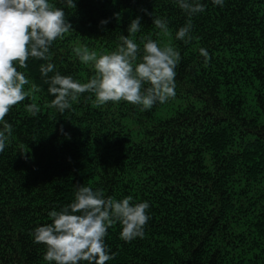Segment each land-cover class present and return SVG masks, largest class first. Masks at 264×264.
<instances>
[{
  "label": "trees",
  "instance_id": "trees-1",
  "mask_svg": "<svg viewBox=\"0 0 264 264\" xmlns=\"http://www.w3.org/2000/svg\"><path fill=\"white\" fill-rule=\"evenodd\" d=\"M51 2L73 29L50 47L61 75L86 82L94 72L73 47L114 51L139 17L138 43L150 37L180 52L176 95L142 110L123 101L95 107L84 93L60 114L46 107L54 97L39 68L48 61L18 68L42 89L41 112H26L28 98L5 118L13 133L0 153V264H49L34 229L81 185L150 205L142 237L125 242L119 223L108 229L106 264H264V0H198L205 11L191 17L188 43L175 38L189 19L177 0Z\"/></svg>",
  "mask_w": 264,
  "mask_h": 264
},
{
  "label": "clouds",
  "instance_id": "clouds-1",
  "mask_svg": "<svg viewBox=\"0 0 264 264\" xmlns=\"http://www.w3.org/2000/svg\"><path fill=\"white\" fill-rule=\"evenodd\" d=\"M65 2L70 9L76 6L73 0ZM177 3L189 19L175 33V38L188 43L192 38L191 17L204 12L205 6L198 0H177ZM212 3L223 6L224 0ZM153 23L168 34L166 20L157 17ZM71 30L65 10L51 0H0V153L13 133V126L5 119L13 107L31 98L32 102L25 105L26 112L33 117L41 112L35 94L42 89L18 70L27 69L30 58L48 61L39 68L48 94L54 97L46 107L60 114L70 110L84 93L91 94L88 99L95 107L123 101L142 110L175 97V69L181 60L180 52L172 44L161 46L150 37H140L138 43L135 37L141 30L139 17L131 22L128 35L119 37L114 51L98 53L87 45L73 47L80 63L94 72L86 82L61 75L50 62L51 45ZM199 53L207 63L210 59L207 50L200 48ZM132 201V196L116 200L105 197L102 189L81 185L73 202L48 213L51 223L34 229V242L46 246L43 259L49 264H106L113 255L105 237L115 223L121 225L120 238L125 242L144 234L150 205L147 201Z\"/></svg>",
  "mask_w": 264,
  "mask_h": 264
}]
</instances>
